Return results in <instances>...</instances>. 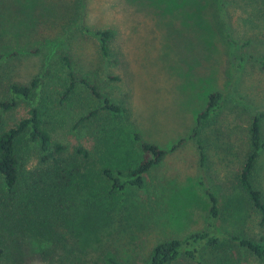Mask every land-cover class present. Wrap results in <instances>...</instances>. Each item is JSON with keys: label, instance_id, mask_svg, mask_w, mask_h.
<instances>
[{"label": "rangeland", "instance_id": "374dc122", "mask_svg": "<svg viewBox=\"0 0 264 264\" xmlns=\"http://www.w3.org/2000/svg\"><path fill=\"white\" fill-rule=\"evenodd\" d=\"M0 2L5 7L1 14L5 50L11 45L12 50L19 52L16 58L6 56L0 63L1 85L8 81L27 82L48 70L46 85L36 96L43 92L48 97L45 107L54 115L50 127L56 140L69 148L81 143L90 147L94 138L87 128L74 129L72 125L86 110L98 107V102L82 89L61 106L55 103L65 77L59 61L65 52L70 55L75 72L89 76L128 109L130 120L116 118L121 119L123 131L110 141L123 144L126 153L120 156L116 151L104 150L100 162L112 167L132 165L130 160L136 158L138 149L130 140L131 129L166 150L185 139L149 170L143 188L127 189L124 195L116 196V210L126 208L127 213L120 215L128 214V221H115L112 228H101L99 232L104 231L98 244L100 249L88 250L82 257L77 254L82 261L75 264H96L95 260L103 264V253L111 256L115 249L123 259L140 262L159 240L207 229L209 192L218 199L220 218L215 226L221 233L253 239L264 234L254 209L235 185V174L248 147L250 118L254 111H264V72L256 62L264 60L263 0L221 3L223 24L232 38L240 44L248 41L235 51L214 30L216 13L212 7L208 9L207 0ZM77 9L89 29L115 30L109 56L101 58L95 38L68 27L67 21ZM19 27L34 32L30 37H19L15 35ZM40 42L44 43L39 45ZM35 50L36 54L31 52ZM9 53L10 50L6 55ZM241 57L245 60L238 69L235 62ZM110 77H117L118 81ZM215 91L224 95L220 109L199 131L206 184H198L199 155L187 137L196 125L197 113L206 105L207 96ZM28 109L25 102L19 101L14 110L4 114L5 123L24 117ZM100 118L105 119V124L110 120L106 121L103 115ZM261 130L264 135V120ZM255 174L260 183L257 186L264 192V152L259 155ZM120 224L125 228L118 232ZM23 253L21 264H59L32 254L30 245ZM201 259L204 264H264L245 249L228 243L218 250L203 252ZM176 264L193 263L180 260Z\"/></svg>", "mask_w": 264, "mask_h": 264}, {"label": "trees", "instance_id": "16d2710c", "mask_svg": "<svg viewBox=\"0 0 264 264\" xmlns=\"http://www.w3.org/2000/svg\"><path fill=\"white\" fill-rule=\"evenodd\" d=\"M223 1L207 0L210 6L208 9L212 7L216 13L217 25L214 30L235 51L245 47L248 41L240 44L232 38L228 27L223 24L220 14ZM2 5L4 4L0 2V63L6 56L14 59L19 54L17 50H12L11 45L5 50L1 37V14H4L5 9ZM68 22L70 29L77 28L82 34L97 40L101 58L109 56L116 37L115 30L89 29L83 24L80 9H77ZM31 32H34L33 29L25 27L15 29V35L19 37L22 34L30 37ZM43 43L40 42L39 45ZM29 47L30 43L28 51ZM9 50V55H6ZM31 52L36 54L38 50ZM244 60L241 57L235 62L238 69H241ZM59 61L65 77L55 103L61 106L70 101L79 89L85 90L91 99L98 102L97 108L86 110L72 125L74 129L80 126L87 128L94 143L90 147L81 143L69 148L53 136L50 119L54 115L45 107L48 97L43 92L36 96L38 90L46 85L44 78L50 76L48 70L33 76L27 82L8 81L1 85L0 81V264H21L24 248L28 245L31 253L43 261H57L59 264L81 262L78 256H86L91 249H100L98 244L105 229L112 228L115 221H128V214L120 215L127 213L126 208L116 210V196L124 195L127 189L143 188L145 175L149 170L185 141L181 139L169 150L161 149L143 138L138 131L131 129L130 140L138 149L136 158L130 160L132 165L112 167L104 164L103 160L100 162V155L104 156V150L116 151L120 156L126 153L123 144L117 140L110 141L123 131L121 119L116 118L125 117L130 120L128 109L108 91L101 90L89 76L75 72L68 53H63ZM256 62L264 72V60ZM110 79L118 81L117 77ZM223 95L222 91H215L207 96L206 105L197 113L196 125L187 137L195 144L199 155L198 184H206L199 131L204 122L220 109ZM19 101L29 106L26 115L11 124L5 123L4 114L14 110ZM50 103L53 104L52 100ZM102 115L106 116V121L110 118L107 124L105 119L101 120ZM263 120L264 111L253 112L247 129L248 147L235 174V185L254 209L261 227H264V192L257 186L260 183L256 181L255 173L259 155L264 152V135L261 130ZM131 157L130 152L129 159ZM107 159L109 160L108 157ZM208 196L211 203L207 229L183 237L159 240L140 262L123 259L116 249H111V256L103 253V264H176L180 260L204 264L202 253L218 250L224 243L232 247L237 245L264 263V234L253 239L235 233H221L215 226L220 218L218 199L210 192ZM101 228L104 230L100 233ZM124 228L120 224L117 231L121 232ZM95 263L98 264L97 260Z\"/></svg>", "mask_w": 264, "mask_h": 264}]
</instances>
